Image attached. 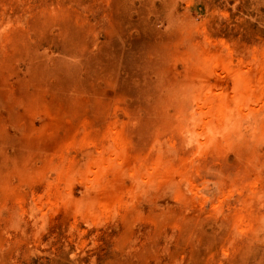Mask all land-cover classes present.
<instances>
[{
	"label": "rangeland",
	"instance_id": "obj_1",
	"mask_svg": "<svg viewBox=\"0 0 264 264\" xmlns=\"http://www.w3.org/2000/svg\"><path fill=\"white\" fill-rule=\"evenodd\" d=\"M0 264H264V0H0Z\"/></svg>",
	"mask_w": 264,
	"mask_h": 264
},
{
	"label": "bare ground",
	"instance_id": "obj_2",
	"mask_svg": "<svg viewBox=\"0 0 264 264\" xmlns=\"http://www.w3.org/2000/svg\"><path fill=\"white\" fill-rule=\"evenodd\" d=\"M202 65H203V64H202ZM208 65H209V64H208ZM201 68H203V66H202ZM204 69H205V66H204ZM202 71H203V69H202ZM205 71H206V70H205ZM200 72H201V71H200ZM197 76H198V75H196V77H197ZM199 76H201V75H199ZM235 77H236V80H237L238 77H237V76H235ZM200 78H201V77H200ZM200 78H199V79H200ZM199 79H198V80H199ZM237 81H238V80H237ZM193 82H195V80H194ZM193 82H192V83H193ZM242 82H243V80H242ZM243 83H244V82H243ZM241 84H242V83H241ZM190 86H191V85H190ZM191 87H193V86H191ZM192 90H195V89H192ZM189 92H190V91H189ZM189 92H188V93H189ZM193 93H197V92H193ZM197 95H198V94H197ZM189 96H191V95H189ZM198 96H199V95H198ZM187 97H188V96H187ZM193 97H195V95H194ZM196 97H197V96H196ZM187 99H188V98H187ZM190 99H191V98H190ZM234 99H235V98H234ZM194 100H195V99H194ZM194 100H192V101H194ZM235 100H236V99H235ZM237 100H238V99H237ZM224 101H225V100H224ZM194 102H195V101H194ZM221 102H223V101H221ZM231 102H232V100H231ZM231 102H230V105H229V106H230V110H231V108H233V110H235V109H234V108H235V107H234V103L231 104ZM237 102H238V103H237ZM237 102H236L237 104H236L235 106H236V108L238 109V106H237V105L241 102V100H238ZM215 103H216V102H215ZM224 103H225V102H224ZM224 103H222V104L220 103V106H222V105L224 106ZM192 106H193V105H192ZM217 106H218V105H217ZM217 106H216V107H217ZM220 106H219V107H220ZM229 106H228V107H229ZM219 107H218V108H219ZM228 107L224 106V109H226V108H228ZM220 109H222V108H220ZM220 109H219V110H220ZM224 109H223V110H224ZM228 109H229V108H228ZM195 110H196V109H195ZM195 110H193V111H195ZM217 110H218V109H217ZM217 110H216V111H217ZM219 110H218V111H219ZM223 110H220V112H221V111L224 112ZM231 111H232V110H231ZM231 111H229V112H227V113L225 112L224 114H228V113H230V115H231V114H232ZM195 112H196V111H195ZM214 112H215V111H214ZM214 112H213V113H214ZM214 114H215V113H214ZM237 114H238V113H237ZM176 115H177V114H176ZM217 115H218V114H217ZM230 115H229V116L225 115L224 117H220L221 114H219V116H217V117H220L219 119H224V118H225V120H226V119H229V120H227V121H228L229 123H231V125H232V124L236 123L235 120H236L237 117L233 120L234 117H232V116H230ZM194 116H195V115H194ZM179 117H180V116H179ZM211 117H214V116H211ZM211 117H210V120H213V119H216V118H217V117H216V118L211 119ZM226 117H227V118H226ZM194 119H195V118H194ZM185 120H187V119H185ZM189 120H190V119H189ZM225 120H224V122H221V121H220L221 123H223V124H221V127H224V125H229V124H227V121H226V123H225ZM196 121H197V119H196ZM214 121H216V120H214ZM237 121H238V118H237ZM239 121H240V120H239ZM239 121H238V122H239ZM184 122H185V121H184ZM211 122H212V121H211ZM186 123H187V122H186ZM213 123H214V122H213ZM218 123H219V122H218ZM183 125H184V126H183L184 129L186 130V127H187L188 125H187V126H186L185 124H183ZM191 125H193V124H191ZM211 125H212V124H210V126H211ZM215 125H216V124H215ZM195 126H196V124H195ZM210 126H208V127H210ZM233 126H235L236 129L238 128L237 130H239V127H240L239 125L234 124ZM238 126H239V127H238ZM213 128H214V127H213ZM229 128H230V127H228V130L230 131ZM216 129H217V128H216ZM226 130H227V129H226ZM232 130H234V129L232 128ZM188 131H190V132H188V133H192V132H194V130H188ZM206 131H207V130H206ZM224 131H225V129H224ZM185 132H186V131H185ZM203 132H205V131H203ZM209 132H210V131H209ZM218 132H219V131H218ZM237 132H239V131H237ZM237 132L235 131L234 134L237 133ZM213 133H214V134H212V135L214 136L216 132L214 131ZM220 133H221V132H220ZM222 133H223V132H222ZM222 133H221V134H222ZM240 133H241V132H240ZM217 134H218V133H217ZM230 134H232V133H230ZM241 134H242V133H241ZM241 134H240V135H241ZM190 135H191V134H190ZM203 135H204V134H203ZM222 135H223V134H222ZM237 135H238V133H237ZM206 136H207V135H206ZM209 136H210V135H209ZM230 136H231V135H230ZM233 136L235 137V135H233ZM204 137H205V136H204ZM222 137H223V136H222ZM238 137H239V135H238ZM239 138H241V137H239ZM209 139H210V137H209ZM222 139H223V138H222ZM235 139H238V138H235ZM236 141H237V140H236ZM160 143H161V142H160ZM160 143H159V144H160ZM229 143H230V142H229ZM229 143H228V145H230ZM231 145H233V144H231ZM231 145H230V146H231ZM249 145H251V144H249ZM249 147H250V146H249ZM255 159H256V158H255Z\"/></svg>",
	"mask_w": 264,
	"mask_h": 264
}]
</instances>
